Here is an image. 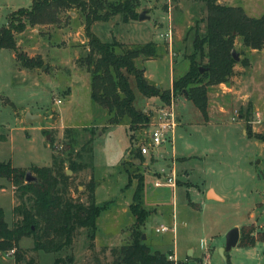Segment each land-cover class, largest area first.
Listing matches in <instances>:
<instances>
[{
	"label": "rangeland",
	"instance_id": "obj_1",
	"mask_svg": "<svg viewBox=\"0 0 264 264\" xmlns=\"http://www.w3.org/2000/svg\"><path fill=\"white\" fill-rule=\"evenodd\" d=\"M228 2L245 6L250 16L264 12V0ZM30 4L31 0H0V27L14 9ZM142 10L147 16L142 21L123 22L120 15H115L95 23L92 30L102 41L113 37L127 45L157 41V56L139 64L148 80L166 89L188 68L196 21L199 34L205 31L201 21L204 5L199 0H141L139 12ZM82 20L79 11H66L58 23L28 26L16 33V52L0 48V162L10 161L26 173L33 166H49L53 153L66 157V128L72 129L73 154L93 138L95 198L101 207L96 218L95 251L88 250L86 228H80L73 243L58 252L35 251L32 238H22L19 247L23 257L34 258L38 264H55L56 258L70 255L73 261L68 264H85L93 261L95 254L102 257V247L108 248L104 254L109 256L111 247L127 242L134 220L129 203L136 185L135 179L128 184L127 173H143L145 163L130 150L147 145V126L127 127L128 134L124 127H102L105 110L91 101L89 74L79 62L87 50ZM168 29L169 40L160 36ZM235 43L239 59L233 75L225 83L207 86L208 120L183 94H174L175 113L181 115L174 140L152 147L158 161L150 164L144 175L145 206L155 209L141 228L145 241L152 250H176L182 258L178 261L186 264L188 249L193 248L197 256L204 244L207 247L196 260L208 257L210 264H227V260L229 264H264V240L247 246L237 243L224 253L225 259L219 253L233 227L240 231L243 226L253 225L254 233L264 232V141L246 132L249 126L252 132L264 136V47L250 50L241 45L239 38ZM20 51L29 57L40 56L45 67L21 66L16 57ZM240 59L248 66L238 63ZM130 81L135 105L143 112L151 114L163 104L157 97H142L132 78ZM27 112L41 119L25 121ZM177 156L185 159L175 161ZM172 159L178 185L172 187L164 181L155 185L160 174L157 172L164 169L169 174ZM91 172L88 168L69 174L74 177L75 190L70 191L73 196L84 199V186L79 183L86 182ZM16 186L12 180L0 177V206L9 224L15 219L12 209L19 202ZM210 186L223 201L204 198ZM160 225L174 227L156 233ZM0 256L2 263L14 264L13 254Z\"/></svg>",
	"mask_w": 264,
	"mask_h": 264
},
{
	"label": "trees",
	"instance_id": "obj_2",
	"mask_svg": "<svg viewBox=\"0 0 264 264\" xmlns=\"http://www.w3.org/2000/svg\"><path fill=\"white\" fill-rule=\"evenodd\" d=\"M199 1L204 5L205 16L201 21L205 23V31L199 34V21H196L194 51L189 57L188 68L182 76L173 79L171 87L166 89L149 82L144 75V68L139 64L143 59L157 56V44L154 41L130 45L114 37L110 41H102L92 30L95 23L108 21L115 15H120L123 22L138 20L141 0H32L29 8L20 7L8 14L7 23L0 27V48L16 52V33L28 26L58 23L66 11L77 10L83 17L87 48L86 53L79 57V62L89 74L91 101L107 113L103 129L114 125L128 128L148 125L150 114L135 105L136 94L131 78L142 97H158L163 104L169 102L171 92L183 94L207 121V86L225 83L233 75V68L237 64L232 55L236 38L250 50L264 47V12L259 16H250L240 5H226L218 0ZM16 57L23 67L43 66L40 56L29 57L20 51ZM238 63L248 66L243 59ZM246 132L249 137L264 141V136L252 132L249 126ZM64 137L67 139L64 144L68 154L59 157L53 153L49 166L31 167L36 181L26 182L24 170L13 167L10 161L0 162V177L10 179L17 185L16 195L19 199L12 209L15 219L11 224L5 220L0 206V255L14 249V264H19L21 260L25 264H38L34 258L23 257V250L19 247L22 238L31 237L35 251L58 252L73 243L80 228L88 229V250L91 253L95 251L96 218L101 207L95 198L97 181L94 178L93 138L90 137L73 154L71 128L64 130ZM130 154L139 160L143 159L137 147L131 149ZM66 168L74 174L88 168L92 171L86 182L79 183L84 186V199L70 193L71 189L75 190L74 177L66 174ZM127 176L128 184L132 179L136 180L129 204V211L134 217L129 240L111 247L109 256L104 254L108 248L102 247L103 256L95 254L93 261L85 264H173L167 258V252L152 250L142 239L141 228L150 215V211L143 206L144 176L130 172ZM254 230L253 225L243 226L238 243L247 246L254 245L256 240H264V232L254 233ZM72 261L71 255L66 259L58 257L55 264ZM0 264L4 263L0 261ZM178 264L186 263L178 261Z\"/></svg>",
	"mask_w": 264,
	"mask_h": 264
},
{
	"label": "built area",
	"instance_id": "obj_3",
	"mask_svg": "<svg viewBox=\"0 0 264 264\" xmlns=\"http://www.w3.org/2000/svg\"><path fill=\"white\" fill-rule=\"evenodd\" d=\"M161 37H164L169 40L171 37V30L168 29L165 32H161ZM57 103H61L60 99L56 100ZM176 103L174 99V94L171 92L169 102L166 104H161L152 111L150 114V119L147 127L144 131V137L148 139L147 145L140 144L137 146L141 155H149L150 148L157 147L164 144L166 141L172 140V132L174 131L177 125V115L175 113ZM159 175L156 176L158 180L155 181V185L162 184L164 181L167 185L174 186L176 183V171L174 160L171 161L170 172L166 174L164 169H161L160 172H157ZM170 230L169 227L165 225H160L155 228L156 233H161ZM204 249L207 245L204 244ZM14 249H11L4 253V256L12 255ZM169 260L173 261V264H178V259L175 254H169L167 257ZM199 264H210L209 258L205 257Z\"/></svg>",
	"mask_w": 264,
	"mask_h": 264
},
{
	"label": "crops",
	"instance_id": "obj_4",
	"mask_svg": "<svg viewBox=\"0 0 264 264\" xmlns=\"http://www.w3.org/2000/svg\"><path fill=\"white\" fill-rule=\"evenodd\" d=\"M220 3H222V4H226V5H232V6H236V5H238V4H231V2H228V0H218ZM31 4H32V0H31ZM31 4H30V6H31ZM29 6V7H30ZM240 6H242L243 8H244V10H246V7L245 6H243V5H240ZM29 7H25V8H29ZM18 8H20V7H18ZM17 9V8H16ZM16 9H14V10H16ZM157 27V26H156ZM149 42V41H148ZM155 42H157V41H155ZM146 43V42H145ZM170 64H171V58H170ZM173 64V63H172ZM144 75H145V73H144ZM148 80V79H147ZM149 82H151V83H153V84H155V85H157L155 82H152V81H150V80H148ZM159 86V85H158ZM171 87V81H170V84H169V86L167 87V88H170ZM162 88V87H161ZM151 98V97H150ZM158 98V97H157ZM105 115H106V117H107V113H106V111H105ZM105 117V118H106ZM105 118H104V120H105ZM180 118H181V115L179 114V115H177V124H178V122H180ZM115 127H124V130L126 131V133L128 134V129H127V126H125V125H114ZM177 126V125H176ZM107 128H109V127H107ZM176 128V127H175ZM172 135H173V137H172V142H173V140H174V136H175V130L172 132ZM129 138V137H128ZM170 141V140H169ZM173 144V143H172ZM162 145H164V144H162ZM161 145V146H162ZM172 146V145H171ZM152 150L153 149H151V151H150V155H142V158H143V160L145 161V163L143 162L142 163V170H143V173H141L143 176L145 175V172L146 171H149V169H150V164H153V163H155L156 161H158V159H157V156L152 152ZM137 159H139V158H137ZM185 159V157H178L177 156V158H175V161L176 160H184ZM178 162V161H177ZM169 166H170V164H169ZM180 183H181V181H180ZM179 183V184H180ZM188 183V182H187ZM178 184H176L175 183V185L174 186H172V187H176ZM171 186V185H170ZM210 191L212 192V194H213V196L212 197H209L210 196ZM204 198L205 199H209V200H216V201H223L224 199L214 190V188L213 187H207L206 189H205V191H204ZM145 199H144V197H143V206L145 207V209H147V210H149L150 211V215H151V213L155 210L154 208H149V207H146L145 206V201H144ZM130 204V203H129ZM133 217V216H132ZM133 219H134V217H133ZM147 220V219H146ZM133 223H134V220H133V222H132V225H133ZM131 225V226H132ZM130 226V227H131ZM174 227V225L172 226V227H169L170 228V230H172V228ZM239 229V228H238ZM170 230H168V231H170ZM240 232V231H239ZM142 235H144V240L146 239V235L144 234V232H143V234ZM126 243V242H125ZM124 243V244H125ZM238 243V242H237ZM122 245V244H121ZM221 248V247H220ZM201 249H202V251H200V255H195V251H194V249L192 248H190V249H188V252H187V256H188V258L189 259H187L185 262H189L188 264H199L200 263V261L199 260H196V259H198V258H200V256L202 255V252H203V250H204V247L203 246H201ZM154 250H158V249H154ZM170 251L171 252H169V251H167V253L168 254H170V253H174L175 255H176V257L177 258H179V256H178V254H177V251L176 250H174V249H170ZM163 252H165V251H163ZM186 256V257H187ZM179 260H182V258H179ZM189 260V261H188Z\"/></svg>",
	"mask_w": 264,
	"mask_h": 264
},
{
	"label": "water",
	"instance_id": "obj_5",
	"mask_svg": "<svg viewBox=\"0 0 264 264\" xmlns=\"http://www.w3.org/2000/svg\"><path fill=\"white\" fill-rule=\"evenodd\" d=\"M146 17L147 16H146L145 10H142L139 12V14H138V20L139 21L144 20ZM232 55H233L235 60L239 59V57L237 56V53L235 51H232ZM44 67H45V65H43V68ZM31 119H41V117H40V115H35V114H31L30 112H27L25 121H29ZM65 172L68 175L72 173V171L70 169H66ZM25 181L26 182L36 181V177L31 173L30 170H27L25 173ZM211 195L213 196L212 192L210 191L209 197H212ZM239 236H240V232H239L238 227L231 228L228 231V233L226 234L225 245L219 249V253L224 259H225L224 253L229 251L233 246H235L237 244V242L239 240ZM144 238H145L144 235H142V239H144Z\"/></svg>",
	"mask_w": 264,
	"mask_h": 264
}]
</instances>
